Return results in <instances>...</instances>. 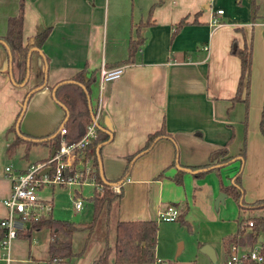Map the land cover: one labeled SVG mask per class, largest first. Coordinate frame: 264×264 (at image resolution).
<instances>
[{
  "label": "crops",
  "instance_id": "obj_1",
  "mask_svg": "<svg viewBox=\"0 0 264 264\" xmlns=\"http://www.w3.org/2000/svg\"><path fill=\"white\" fill-rule=\"evenodd\" d=\"M157 1L23 0L24 39L46 28L51 30L41 47L29 51L23 83L15 82L10 74L9 50L0 40V220L7 215L4 199L11 193L5 166L25 172L51 154L50 144L32 141L48 140L67 121L68 107L54 98L53 89L61 81L76 80L73 77L79 72L85 79L91 78L90 91L76 80L83 86L66 82L71 85L61 94L66 95L70 88L79 91L80 86L86 91L85 106L91 118L90 105L92 110L100 107L98 123L102 128H98L109 136L99 151L105 177L116 180V191L120 185L123 188L122 199L113 203L108 216L109 242L114 243L117 220L157 219L167 205L175 206L179 213L187 209L185 219L190 223L196 202L202 199V205L210 209L214 198L223 192L220 185L231 183L238 172L243 201L252 203L264 197V135L260 131L264 113V0H256L260 17L255 20L252 0H161L140 31L144 42L135 62L124 63L122 76L101 92V65L123 64L131 37L138 35L133 25L145 21L150 6ZM20 4L21 0H0V36L6 34L8 19L19 13ZM217 9L223 12L219 14ZM182 17L186 22L171 38L173 25ZM212 17L220 23L210 25ZM233 40L239 47L248 44L251 48L247 105L242 100L231 101L240 73L239 58L230 52ZM33 89L19 127L25 141L8 153L9 143L19 134L11 127ZM160 128L170 136L160 135L150 148L129 161L145 145L148 134ZM226 143L232 159L219 169L201 177L184 170L180 184L172 180L182 165L205 164L209 153ZM37 144L48 145L44 158L26 166L14 165L13 158L22 145L28 156ZM159 173L163 174L157 176ZM225 198L232 199L227 194ZM95 230L83 254L50 264H90L106 243V235L94 237ZM87 237V231L74 233L75 251L83 247ZM51 239L49 229L31 234L21 231L12 241L9 259L0 254V264H48ZM155 256L158 259L156 251Z\"/></svg>",
  "mask_w": 264,
  "mask_h": 264
},
{
  "label": "trees",
  "instance_id": "obj_2",
  "mask_svg": "<svg viewBox=\"0 0 264 264\" xmlns=\"http://www.w3.org/2000/svg\"><path fill=\"white\" fill-rule=\"evenodd\" d=\"M158 0L153 3L148 11L147 19L141 21V23L134 24L133 29L138 32L136 37H131L128 45V57L123 61L124 63L135 62L136 54L141 48L144 37L140 34L143 26L150 22L151 13L153 7L160 3ZM258 5L256 0H252V20H255L257 15ZM23 0H21L20 11L17 15L11 16L8 19V27L5 35L0 36V40L4 42L9 50L10 58L12 60V74L15 82L23 83L27 76V58L29 51L33 47H41L44 41L47 39L50 28H46L43 32L24 39L23 34ZM263 16V15H262ZM185 17L180 18L174 25L171 32V38L180 30L181 26L186 22ZM230 52L239 58L240 73L237 81L236 91L231 101L242 100L247 105V99L249 95V81L251 70V48L250 45L244 44L239 47L235 40L232 41ZM74 79L82 82L86 89L90 91L91 78L85 79L81 73H77ZM70 83H65L57 88L56 95L69 110V117L66 122L62 123L63 127L67 128V132L62 135L61 127L56 128L51 134L56 131L58 133L51 139L42 141H32L33 143L46 142L51 146V153L60 147L61 141L66 139L69 143H75L83 137L87 131V127L91 122V116L86 103V91L79 86L80 90L77 91L73 88L68 89L66 95L61 94V90L64 87L70 86ZM243 93V97L241 94ZM72 101H75L72 104ZM20 115V114H19ZM18 115V116H19ZM61 125V124H60ZM61 125V126H62ZM16 128V122L11 129ZM59 129V130H58ZM260 131L264 135V113L260 119ZM24 133L20 131L14 139L9 143L7 147L8 153H12L16 148L25 141L22 138ZM50 134V135H51ZM166 134L163 128H160L153 133H149L145 140V145L136 153L130 156L131 161L136 155L144 152L160 135ZM109 136L106 132L98 128L95 139L88 144L87 150L89 155L93 158L95 165L99 168L98 157L96 147L108 140ZM244 152L240 154V159L243 160ZM232 159V156L228 155L227 143L222 147L217 148L209 153L208 162L198 166H185L179 168L173 175L172 180L176 184L182 182V175L184 170H191L193 175L201 177L208 171L216 170L221 167L222 163H227ZM163 173H159L157 176H161ZM97 181L102 184L100 190L95 189L94 193L88 197L93 204V215L88 221H75L68 219L55 218L52 215L44 216L37 221H32L28 225L27 229L30 234L34 231L47 228L50 230L52 239L49 243V259L48 264L63 261L72 258L73 256H80L88 247L90 235L95 230L96 226L100 224L103 211L107 213L105 219L106 227L108 228L106 233V243L103 246L100 253L92 260L90 264H120V263H136L145 264L153 263L156 261L155 247L157 243L158 232V220L156 218L149 219H135V220H117L115 225V239L114 243L109 242L108 234L110 230L109 213L113 203L118 200L120 202L123 196V188L120 185V190L115 191L113 184L116 180H109L110 183L103 181L99 169ZM220 190L231 196L238 206L237 216L235 218L236 229L233 233L224 235L222 237L223 253L226 257L231 252V246L236 245L238 247L253 246L259 241L260 235L264 234V197L257 199L252 203H246L243 201L242 187L240 184V172L236 173L233 181L228 185H220ZM187 209H184L177 216V221L180 225L185 226L188 230H191L190 223L185 219V213ZM258 210L257 214H246V211ZM261 210V211H260ZM104 213V214H105ZM251 221V224H249ZM3 229V228H2ZM0 230V238L5 234V230ZM77 231H87L88 237L86 238L83 247L79 251H75L73 248V235ZM261 252L263 260L260 262L252 261L248 258H241L240 264H264V242L261 241ZM225 264V261H224Z\"/></svg>",
  "mask_w": 264,
  "mask_h": 264
},
{
  "label": "built area",
  "instance_id": "obj_3",
  "mask_svg": "<svg viewBox=\"0 0 264 264\" xmlns=\"http://www.w3.org/2000/svg\"><path fill=\"white\" fill-rule=\"evenodd\" d=\"M216 11L219 14L223 12L222 9ZM219 23L218 18H211L210 25L214 26ZM125 67V64L114 67L101 65L99 70L101 92H105L111 82L122 76ZM92 112L93 117L87 131L77 142L69 143L63 139L60 147L53 154L51 153L42 162L31 165L25 172L15 171L10 164L5 166L7 175L11 180V193L4 199V205L8 210L7 215L0 220V227L5 230L4 236L0 238V254L6 259H9L12 241L18 237L19 233L25 231L32 221L50 215L53 208V198H49L43 192L45 184L70 187L76 211L84 207L81 188L83 185L90 184L94 190L102 188V184L97 181L98 167L89 155V150H87L88 144L97 135L100 107L98 109L93 107ZM60 131L64 135L67 128L62 125ZM48 167L47 172H42ZM117 188V186H113L115 191ZM178 214L179 211L175 206L167 205L164 210L158 213L157 220H176ZM259 238V241L248 249H240V247L232 245L225 264H240L241 258H248L256 262L262 261L260 242H264V234L260 235ZM155 264L167 263L164 260L156 259Z\"/></svg>",
  "mask_w": 264,
  "mask_h": 264
},
{
  "label": "rangeland",
  "instance_id": "obj_4",
  "mask_svg": "<svg viewBox=\"0 0 264 264\" xmlns=\"http://www.w3.org/2000/svg\"><path fill=\"white\" fill-rule=\"evenodd\" d=\"M47 151L48 145L37 144L28 151V156H26L25 146L22 145L18 149L17 155L13 158V163L15 166H26L32 161L44 158L47 155ZM92 187L90 184L81 187L84 197V208L78 211L74 208L72 189L70 187L58 184L55 186L45 184L43 192L49 198H53L52 214L54 217L82 221L92 218L93 204L88 199L92 195ZM216 197L210 209H206L202 205V199L196 202L197 204L189 216L191 230L174 220H158L159 226L155 247L158 259L164 260L167 264H224L225 257L222 250L221 237L235 231V218L238 206L231 198H224L223 201H220L215 206ZM116 203H118V200L114 204ZM258 212V210H249L245 213L257 214ZM104 213L105 211H103L102 215ZM98 226L94 232V237L98 235L105 236L108 228L104 218L101 219ZM45 229L48 230L47 228ZM45 229L43 231H46ZM204 244H209L214 249L215 261H212L206 253L201 251V247ZM179 245H181V248L178 251Z\"/></svg>",
  "mask_w": 264,
  "mask_h": 264
},
{
  "label": "water",
  "instance_id": "obj_5",
  "mask_svg": "<svg viewBox=\"0 0 264 264\" xmlns=\"http://www.w3.org/2000/svg\"><path fill=\"white\" fill-rule=\"evenodd\" d=\"M145 36H146V33H145ZM29 61H30V56H28V66H29ZM10 74L12 75V60H11V58H10ZM66 82H78V81L73 80V79H70V80H64V81H61L60 83H58V84L54 87V89H53V96H54V98H55L58 102H60V101L57 99V96H56V90H57V87L60 86V85L63 84V83H66ZM78 83L81 84V85L83 86L82 83H80V82H78ZM34 91H35V89L31 90V91L27 94V96L25 97V100H24V102H23L21 113H20V115H19V117H18V119H17V122H16V130H17L19 133H20V131H19V130H20L19 127H20V121H21V118H22V116H23V114H24V112H25V110H26V107H27L28 101H29L31 95L34 93ZM89 99H90V98H89ZM60 103H61V102H60ZM61 104H62V103H61ZM90 108H91V115H92V117H93V114H92V107H91V105H90ZM68 116H69V112L67 111V117H66L65 120L68 119ZM97 126L100 127V125H99L98 122H97ZM100 128H102V127H100ZM105 130H106L108 133H110L107 129H105ZM57 133H58V131H56L54 134L50 135L48 138H49V139L53 138ZM110 135H111V133H110ZM44 139H45V138H44ZM110 139H111V137H110ZM34 140H42V139H41V138H35ZM102 145H103V144L100 143V144L96 147V152H97V157H98V163H99V172H100V175H101L103 181L106 182V183H110V182L108 181V179L105 177V173H104V169H103V163H102L101 155H100V152H99V151H100V148H101ZM54 152H55V150L52 151V154H53ZM48 170H49V167L46 168V169H45L44 171H42V172H47ZM112 185H114V184L112 183ZM225 197H226V193H224V192H220L219 195H218V196L216 197V199H215V206H217L218 203H219L220 201H223V199H224ZM259 239H260V238H259ZM180 248H181V245H179V247H178V251L180 250ZM201 251L204 252V253H206L212 261H215V260H216L215 251H214V249H213L209 244H204V245L201 247Z\"/></svg>",
  "mask_w": 264,
  "mask_h": 264
}]
</instances>
